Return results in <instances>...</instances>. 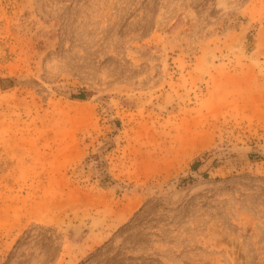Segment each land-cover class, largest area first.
<instances>
[{
    "label": "rangeland",
    "instance_id": "374dc122",
    "mask_svg": "<svg viewBox=\"0 0 264 264\" xmlns=\"http://www.w3.org/2000/svg\"><path fill=\"white\" fill-rule=\"evenodd\" d=\"M0 78V264H264V0H0Z\"/></svg>",
    "mask_w": 264,
    "mask_h": 264
},
{
    "label": "trees",
    "instance_id": "16d2710c",
    "mask_svg": "<svg viewBox=\"0 0 264 264\" xmlns=\"http://www.w3.org/2000/svg\"><path fill=\"white\" fill-rule=\"evenodd\" d=\"M6 79H4V78H0V82H3V81H5ZM78 98H81V99H83L84 98V96H83V93H81L80 95H78ZM198 162L199 161H196L194 164H193V167H197L198 166ZM182 180H185V178H183Z\"/></svg>",
    "mask_w": 264,
    "mask_h": 264
}]
</instances>
